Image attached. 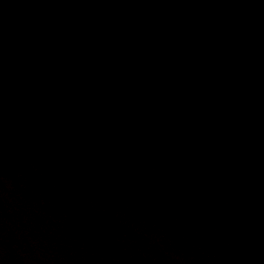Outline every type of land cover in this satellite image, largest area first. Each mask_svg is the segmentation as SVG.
I'll return each mask as SVG.
<instances>
[{
    "label": "water",
    "instance_id": "1",
    "mask_svg": "<svg viewBox=\"0 0 264 264\" xmlns=\"http://www.w3.org/2000/svg\"><path fill=\"white\" fill-rule=\"evenodd\" d=\"M0 264H264V0H0Z\"/></svg>",
    "mask_w": 264,
    "mask_h": 264
}]
</instances>
